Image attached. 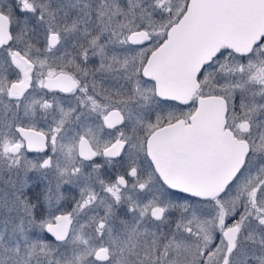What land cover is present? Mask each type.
<instances>
[{
    "label": "snow or ice",
    "instance_id": "6c2138e0",
    "mask_svg": "<svg viewBox=\"0 0 264 264\" xmlns=\"http://www.w3.org/2000/svg\"><path fill=\"white\" fill-rule=\"evenodd\" d=\"M0 264H264V0H0Z\"/></svg>",
    "mask_w": 264,
    "mask_h": 264
}]
</instances>
